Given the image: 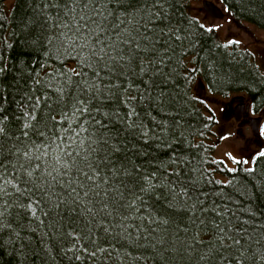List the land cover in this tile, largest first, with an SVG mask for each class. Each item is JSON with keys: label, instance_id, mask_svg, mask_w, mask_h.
I'll return each instance as SVG.
<instances>
[{"label": "trees", "instance_id": "1", "mask_svg": "<svg viewBox=\"0 0 264 264\" xmlns=\"http://www.w3.org/2000/svg\"><path fill=\"white\" fill-rule=\"evenodd\" d=\"M200 84L264 141V66L191 0H0V264H264V148L218 158Z\"/></svg>", "mask_w": 264, "mask_h": 264}, {"label": "rangeland", "instance_id": "2", "mask_svg": "<svg viewBox=\"0 0 264 264\" xmlns=\"http://www.w3.org/2000/svg\"><path fill=\"white\" fill-rule=\"evenodd\" d=\"M204 1L191 0L193 14L199 17L207 26L215 28L222 40L237 42L241 46L252 50L258 65L260 67L264 66V30L251 23L235 22L227 14L220 0H209L222 7L225 12L223 18H214L209 12L205 11L203 7ZM12 3L13 0H8V5ZM198 92L200 95L209 94L206 101L219 121V125L214 129V134L212 135L216 139L222 137V140L217 145L216 156L232 168L237 166L232 157H235L236 160H247V165H250L254 151L264 148V141L258 138L256 136L258 133H255L252 129L254 119L261 117V114H254L251 110L249 112L246 111L248 104L242 94L233 93L229 96L211 95L203 84H200ZM234 102L239 104L232 112L227 109V105L229 103L234 108V105H236ZM240 111H242L241 118L237 120L235 113L240 114Z\"/></svg>", "mask_w": 264, "mask_h": 264}, {"label": "water", "instance_id": "3", "mask_svg": "<svg viewBox=\"0 0 264 264\" xmlns=\"http://www.w3.org/2000/svg\"><path fill=\"white\" fill-rule=\"evenodd\" d=\"M203 7H204L205 11L209 12L212 15V17H214V18H223L225 16V12H224L223 8L219 7L218 5H216L212 1L205 0L203 3ZM240 112H241L240 114L235 113V118L237 120H240V118H241L242 111H240ZM262 115L264 116L263 112H262ZM261 122H262V117H258L257 119H254L252 129L255 133L256 132L259 133L260 127H261Z\"/></svg>", "mask_w": 264, "mask_h": 264}, {"label": "flooded vegetation", "instance_id": "4", "mask_svg": "<svg viewBox=\"0 0 264 264\" xmlns=\"http://www.w3.org/2000/svg\"><path fill=\"white\" fill-rule=\"evenodd\" d=\"M234 104H236V105H234V108H233V107L231 106V104L228 103V105H227V109L233 112L234 109H235V107H237L239 103L234 102ZM246 111H248V112L250 111V106H249V105L246 106ZM245 117H246V115H245ZM249 121H250V120H249Z\"/></svg>", "mask_w": 264, "mask_h": 264}, {"label": "snow or ice", "instance_id": "5", "mask_svg": "<svg viewBox=\"0 0 264 264\" xmlns=\"http://www.w3.org/2000/svg\"><path fill=\"white\" fill-rule=\"evenodd\" d=\"M211 30H212V29H209V31H211ZM229 155H231V154H229ZM259 155H260V156H264V152H261ZM232 159H233V161H234L235 163H245V164L248 163L247 160L239 161V160H236L235 157H232ZM253 163H254V161H253ZM251 170H252V169H249V171H251ZM230 171H232V169H230Z\"/></svg>", "mask_w": 264, "mask_h": 264}]
</instances>
